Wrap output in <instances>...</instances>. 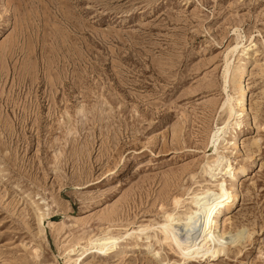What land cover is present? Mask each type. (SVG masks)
Instances as JSON below:
<instances>
[{
    "label": "rangeland",
    "instance_id": "rangeland-1",
    "mask_svg": "<svg viewBox=\"0 0 264 264\" xmlns=\"http://www.w3.org/2000/svg\"><path fill=\"white\" fill-rule=\"evenodd\" d=\"M247 56L248 113L213 140ZM218 155L248 168L228 249L188 259L170 217ZM0 264H264V0H0Z\"/></svg>",
    "mask_w": 264,
    "mask_h": 264
},
{
    "label": "bare ground",
    "instance_id": "bare-ground-1",
    "mask_svg": "<svg viewBox=\"0 0 264 264\" xmlns=\"http://www.w3.org/2000/svg\"><path fill=\"white\" fill-rule=\"evenodd\" d=\"M249 45H245L243 41L239 40L228 51L225 57L226 60L224 69L226 84L227 76L230 72L231 62L236 59V55L239 52L248 54L249 48H251ZM249 62L250 57H248L246 60H243L242 63H244V65L240 67L238 71L239 77L237 79L236 89L234 91V94L236 96L231 97L230 95H228L227 99L223 102V110L226 112V122L222 126L215 128L216 131L213 135V140H216V137L219 134H225L232 121L235 120L234 124L236 126H240L241 118L244 117V114L248 113L245 74ZM226 87L227 86H225L224 88L225 90L227 89ZM223 141H226L225 136L223 137ZM229 142L233 143L237 151L240 152L241 146L239 144L238 130L234 131V137ZM127 161L129 162V158L127 159ZM125 168H127L126 165L122 168V170H124ZM209 169L211 178L216 177L217 175L220 176L219 178H215L214 180L216 181V188L213 190L211 188H207L205 190H202L201 193L197 194L196 197L191 201L192 206L186 209L189 210L190 213L187 214V211L185 212L186 214L184 213L186 217H183L181 215L170 217L171 222H173L174 220L184 221L185 224L182 226L184 228V231L192 233L190 234V241L185 247V255L188 259L195 257V254H199L201 252H203L204 255L216 257L218 254L225 252V250L228 249V244L226 246H221L217 242L218 239H220L223 235L220 222L221 217L225 215L226 212H229L231 209L237 206L239 196V178L242 175L246 174L248 170L245 164L234 166L232 161L224 155H218L217 164L215 165V167L209 166ZM117 174L118 173L115 172V170H112L109 172L108 178H114V176H116ZM226 174L230 175V179L227 180L225 178ZM206 196L210 197L211 202L208 206H202L201 201L203 197ZM38 216L40 220L43 219L42 213H40ZM131 232L132 233L130 234H133L135 230L133 229ZM127 234L129 235V232ZM118 240L119 237L109 232L104 236L90 239L88 244L89 246L91 245V248L96 249V251H102L106 253V251L108 252L112 250L115 245H117ZM71 251H73V249Z\"/></svg>",
    "mask_w": 264,
    "mask_h": 264
}]
</instances>
